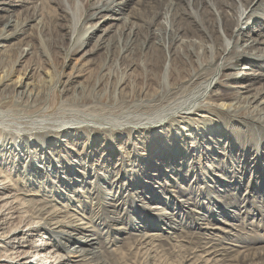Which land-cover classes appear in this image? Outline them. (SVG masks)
I'll return each instance as SVG.
<instances>
[{"label":"rangeland","instance_id":"obj_1","mask_svg":"<svg viewBox=\"0 0 264 264\" xmlns=\"http://www.w3.org/2000/svg\"><path fill=\"white\" fill-rule=\"evenodd\" d=\"M104 1L0 0V30L9 18L21 23L36 13L20 34L0 43V79L9 77L0 87V183L9 190L0 197L12 195L22 205L14 219L11 205L4 208L10 217L5 231L19 224V215L39 223L35 244L45 240L62 248L71 238L67 249L58 250L73 261L68 264H78L86 243L98 236L110 250L133 247L137 256L128 264H264V96L252 99L264 78L249 92L241 88L253 84L244 73L264 74V62L247 58L235 70L222 71L238 77L230 83L219 84L217 64L185 79L206 46L198 0H128L116 15L103 12L86 20L92 5ZM173 1L178 4L169 7ZM232 1L238 6L239 0ZM58 4L63 11L55 15ZM252 8L263 14L264 1ZM77 22L75 37L89 26L98 30L88 47L72 55L69 35ZM261 26L264 17L253 20L245 28L247 38L264 34ZM218 33L225 35L220 20ZM24 48L29 54L17 63ZM166 72L164 90L159 84ZM47 130L55 136L45 145L26 142V136L42 137ZM33 157L36 168L26 165ZM20 158L25 165L17 168ZM122 167L137 172L134 181L121 178ZM99 173L111 176L102 183L103 191L112 192L103 197L108 205L120 203L118 193L126 194L130 181L137 188L132 193L145 202L148 185L160 191L161 198L148 204L155 221L134 230L121 223L122 210L111 214L99 199L70 200L69 192L95 184ZM162 212L173 215L175 229L158 219ZM129 235L138 240L149 235L147 243L158 248L153 259L143 263L141 242L131 244ZM100 250L95 244L87 253Z\"/></svg>","mask_w":264,"mask_h":264},{"label":"bare ground","instance_id":"obj_2","mask_svg":"<svg viewBox=\"0 0 264 264\" xmlns=\"http://www.w3.org/2000/svg\"><path fill=\"white\" fill-rule=\"evenodd\" d=\"M127 1L128 0H105L102 4L100 2L95 3L92 5L93 12L88 14V16L86 17V20H96L99 18V15H101L103 12L112 13L116 15V8L118 7L122 8L121 6L126 4ZM177 1L180 2L182 0H177ZM256 1L259 2L261 0H239L238 6H237L232 0H198L197 3L200 2L203 8L201 17H202L203 25H204L203 34L206 37V42H205L206 46L205 47L202 46V53L200 52L199 54V57L201 60L198 59L195 61L196 66L193 67V69L190 71L189 74L184 75L185 79L194 78L196 77V75L201 73L200 71L206 72L209 68H211V66L217 64L218 68H220L218 69L220 71V74L222 73L221 78H219V81H220L219 84H222L223 82L230 83L233 80H237L238 77L232 73L223 74L222 71L235 70L236 67L239 66L241 61L247 58L253 59L255 62L260 63L261 65L263 64L262 62H264V51H261L259 47L261 45H264V34L261 35V33H258V34H254L253 36H249L247 38V34H246L247 30L245 29L253 22V20H259V18L261 19L264 17V13L259 14L258 16V14L255 13L254 8L249 10L251 5L254 4ZM175 3L177 2L173 1L169 7H172L173 5L175 6L176 5ZM56 11L57 13L55 15L57 14L59 15L58 11H63V9L61 8L59 4H58V9H56ZM182 12H184V14H187L186 10L184 9L182 10ZM35 16H36V13H33L29 19H25V21L24 22L22 21L21 23L19 21L13 20L12 18L7 19V21L4 24L5 28L0 30V43L4 41H8L14 38V36H17L18 34H20L22 27L26 25V23L29 22L31 19H33ZM81 19L82 18L80 17V20ZM110 20L121 21L124 19L110 18ZM219 20L223 23V31L225 34L224 37L223 36L221 37L218 33ZM77 26H78V22L75 23V25L71 28L70 35H69V41L71 44L68 48V52L71 53L72 55H77L82 50H84L86 47H88L90 44L89 40H90L91 35L93 34V32H96L98 30L95 28L96 26L94 27L89 26L83 29L82 35L75 37L74 34H75V30ZM9 27H11L14 30L12 33H10V30H6V28H9ZM260 28H261L260 30L263 31L264 33V26H261ZM55 29L57 30V32H59L61 29L60 25H56ZM172 41L175 42L174 38ZM243 41L246 44L244 45V48L240 49L239 45ZM100 45L101 43H99V46ZM29 51L30 50L28 48L21 49L17 63H19L23 57L28 55ZM187 53L189 56L193 55V52L190 51V49L187 51ZM260 69H264V64L260 67ZM166 74L167 72L165 73L163 81L159 84L160 88H163L164 90L169 89L168 77ZM244 75L246 76L245 81H252L253 83V84L247 85L246 87L241 86V88L246 89L247 92L250 91V87H252L258 81L263 80L262 78H264V74H261V73L255 74V73L247 72V73H244L243 76ZM216 76L218 77L219 74H217ZM176 79L179 81V80H183L184 77L182 78V76H178ZM210 79H214V78H210ZM17 80L18 82H16V87H18L19 84H20L19 87H21L22 79L20 80L18 78ZM8 81H9L8 75H3L2 78L0 79V87L3 86L5 82H8ZM124 83L125 81L123 80V78H121L119 80V84H124ZM29 90L30 89L27 88V92ZM255 93L256 94L252 97V99L255 100V103H256L259 101V99L262 96H264V88L257 89ZM228 111H232V109H229ZM204 117H207V116H204ZM242 117L248 118L249 116L245 114V115H242ZM235 120L238 121L240 119L236 117L234 121ZM246 130H247L246 132L249 135L252 134V128L249 125L246 128ZM37 136L35 135L26 136V138H28L26 142L27 143L30 142L31 144H36L39 142L45 145V143L51 140L55 135L53 134V132H49L47 130V132H44L42 134V137L41 135L38 137ZM260 144H261V139H260ZM262 144L264 145V141H262ZM1 147L3 146L1 145ZM40 150L46 151V148L42 147ZM97 153L98 151L92 150V154H97ZM36 159H38V157H33L32 159H29V161L26 162L27 163L26 165L29 167L36 168L37 165L34 163ZM24 160H25L24 158L18 159L17 168L19 167L21 168L23 166ZM73 163L75 166H81V161H75ZM120 169H121L120 172H121L122 179L128 176V178H131L132 181H134L133 177L136 175L137 172L130 174L131 172H128L127 167H122ZM76 174L77 173L74 172V175ZM99 174L100 175L95 176L97 179L95 184H92L91 186L88 185L87 189L81 190L78 188L76 191H74V193L69 192L68 196L70 200L71 201L81 200L85 197L86 198L93 197V198L99 199L102 201L103 208L106 209L111 214H114L115 212L122 210L123 215L120 220L121 223H123L124 225H127L128 228L134 229V230L145 229L147 227L146 226L147 222L151 223L152 220L155 221V216L157 215H155V212L153 211L154 209L152 207H149L148 204L153 203L159 200V198H161L160 191L155 190V187L148 185L147 188L149 190L146 191L147 197L145 198L146 200L145 202L143 197L132 193V191L137 188L135 186V183L130 181V183L128 184L129 189L127 188L125 189L127 193L126 194L118 193L119 194L118 199L120 203L108 205L106 203H103V197H105V195L110 196L112 192L103 191L102 183H109L110 181L109 177L111 176H105V175L103 176L101 175V173ZM149 175H151V171H149ZM85 177H87L86 174H85ZM118 179L119 178L115 179V181ZM77 182L78 181L73 182L74 183L73 185H76L75 183ZM70 185L71 183L68 186ZM8 190H9V186H6L0 183V194L3 195ZM13 198L14 197L12 195L0 197V203H3L2 205H0L1 206L0 207L1 208L0 209V244L4 243L6 248L7 249L9 248L7 252H3L4 250L3 251L0 250V264H68L70 262H73L71 259H69L65 255L58 253V250L62 251L64 249H67V247L69 246V243L71 242V238L67 240V244H65L62 248L61 247L59 248V246L53 245V243H51L50 241H45V240H43L42 242L38 244H35L34 239L37 236L35 233L39 234L41 229L38 228L39 223L32 222L28 216L26 217V216L18 215V218H20L19 224L15 225L14 227H11V230L5 231L7 229V225H8V221L10 220V217L6 216L4 212L5 211L4 208L8 205H11L9 209L11 210V219H14L13 215L16 214L17 210L22 209L21 207L22 205L21 204L17 205L16 204L17 201H15ZM15 204L17 205L16 207L13 206ZM109 207L113 208V211L109 210ZM158 216H159L158 219L163 221L164 225L170 226L171 229L173 228L175 229L174 224L176 222L174 221V217L171 213L162 212V213H158ZM117 225H120V223ZM115 229L121 230L123 228L116 227ZM82 230L78 229L77 231H78V234L80 235L82 234L83 236L85 232ZM87 230L88 229H85V231ZM4 231L6 233H4ZM97 231L98 229L96 227H93L92 232H97ZM148 236H144L140 240H138L135 237V235L128 236V240L132 241L131 244L137 241L141 242L140 246H141V249L144 251V252L141 251V254H142L141 257L142 258L145 257L143 258L144 259L143 263L144 262L147 263L148 260L153 259L151 257L152 253L158 252V248L156 247V245H150L148 244L149 242L147 243ZM165 242L169 243V239H166ZM95 244L100 245V248H101L100 253L92 254V256H89L88 255L89 253H87L88 252L87 250L89 248H92ZM108 244L109 242L106 243V241H104V239L101 236H98V238H91V240L86 243L87 248L84 249L79 255L80 259L79 261H77L78 264H128L127 261L130 259L131 256L133 255L137 256V252L135 253L132 251L133 247H131L127 252H122L121 248H119L118 250H110V248L107 247ZM0 248H4V247L0 245ZM169 255L170 256L172 255L171 251L169 252ZM102 256H104L106 260H103ZM107 256H111V257L115 256L116 258L108 259ZM138 256L140 255L138 254ZM133 264H142V263L138 260L137 262Z\"/></svg>","mask_w":264,"mask_h":264}]
</instances>
